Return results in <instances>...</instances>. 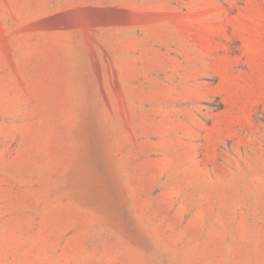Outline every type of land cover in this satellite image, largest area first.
I'll list each match as a JSON object with an SVG mask.
<instances>
[{
    "label": "rangeland",
    "instance_id": "rangeland-1",
    "mask_svg": "<svg viewBox=\"0 0 264 264\" xmlns=\"http://www.w3.org/2000/svg\"><path fill=\"white\" fill-rule=\"evenodd\" d=\"M0 264H264V0H0Z\"/></svg>",
    "mask_w": 264,
    "mask_h": 264
},
{
    "label": "water",
    "instance_id": "water-1",
    "mask_svg": "<svg viewBox=\"0 0 264 264\" xmlns=\"http://www.w3.org/2000/svg\"><path fill=\"white\" fill-rule=\"evenodd\" d=\"M60 14H64V13H60ZM57 15H59V14H57ZM54 16H56V15H54ZM54 16H52V17H54Z\"/></svg>",
    "mask_w": 264,
    "mask_h": 264
}]
</instances>
